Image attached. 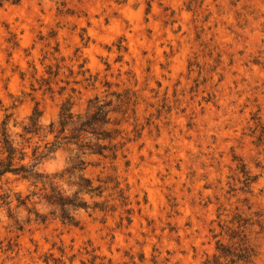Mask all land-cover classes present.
I'll return each mask as SVG.
<instances>
[{
    "label": "rangeland",
    "instance_id": "obj_1",
    "mask_svg": "<svg viewBox=\"0 0 264 264\" xmlns=\"http://www.w3.org/2000/svg\"><path fill=\"white\" fill-rule=\"evenodd\" d=\"M44 2L0 9V128L9 114V130L22 131L34 109L47 125L64 102L83 113L98 96L112 102L107 128L118 156L81 154L86 169H70L72 145L42 163V172L54 169L60 188L75 187L70 195L80 175L100 186L79 192L86 207L72 210L74 222L51 213L42 184L0 181V192L31 194L33 208L14 204L12 217L0 209L13 222V235L0 245L11 251L20 235H41L50 245L42 264H65V257L72 264L78 256L80 264H264V103L257 102L264 79L227 129L240 134L230 136L224 159L205 152L215 137L184 139L185 159L170 147L174 128L194 135L198 125L182 105L206 93L215 102L244 74L264 73V0H47L51 15L43 20ZM161 71H171V79L161 83ZM209 168L216 178L209 179ZM22 211L29 213L23 223Z\"/></svg>",
    "mask_w": 264,
    "mask_h": 264
},
{
    "label": "trees",
    "instance_id": "obj_2",
    "mask_svg": "<svg viewBox=\"0 0 264 264\" xmlns=\"http://www.w3.org/2000/svg\"><path fill=\"white\" fill-rule=\"evenodd\" d=\"M22 0H0V9L6 4L16 5ZM112 102L96 96L88 103L83 113H75L69 102H64L58 117L44 125L40 121V112L37 109L28 116V121L23 124L22 131L13 134L9 130V114H6L0 128V181L15 176L21 181L31 185L42 184L45 191L44 198L52 206V214L59 217L64 223L74 222L72 210L86 207V202L79 197V192L93 193L100 186H93L92 180L80 175L76 183L78 190L73 195H68L55 184L53 177L37 170L46 160L54 157L61 149L72 145L77 146V153L73 158L70 169L85 170V161L81 154L101 155L104 158L116 159L118 156L116 144H111L115 139L112 131L107 126L112 122L110 114L114 111ZM52 136L53 139L49 140ZM108 141L109 143H106ZM108 152V153H107ZM75 159V160H74ZM34 195V194H33ZM31 194L23 196L11 189L1 190L0 209L6 208L9 216H13L12 205L16 208L25 207L29 212L33 208ZM36 219L45 220L43 214L34 211ZM218 247L222 255L231 254L229 249Z\"/></svg>",
    "mask_w": 264,
    "mask_h": 264
},
{
    "label": "clouds",
    "instance_id": "obj_3",
    "mask_svg": "<svg viewBox=\"0 0 264 264\" xmlns=\"http://www.w3.org/2000/svg\"><path fill=\"white\" fill-rule=\"evenodd\" d=\"M51 4L45 0V2L41 5V8L38 9V12L41 15V18L44 20L48 16L51 15ZM141 9L137 8L135 12L132 13L134 16H139ZM155 13L154 11L148 13V22L152 23V17ZM191 23V22H190ZM165 40L167 39V34H165L164 40L160 41L161 46H165ZM241 50L243 47L241 46ZM19 54H14L13 60L17 61ZM247 55V53H245ZM172 72L171 71H161L159 76L161 83L164 80L171 79ZM216 76L213 75L212 79L216 82ZM258 79H264V73H258L257 70L253 69L251 73H246L243 75V81L239 84L230 85L231 91L228 95H220L217 97L214 102L211 98H209L206 93L205 99L198 100L199 103L193 104L192 102H187L182 105L184 109L185 115H192L195 120L198 121V125L195 129H193L194 135H189L185 130L181 131V127H176L173 130L175 144L170 145L173 150L176 152L177 157L180 159H185L186 156L184 154V149L180 146L181 142L184 139H191L193 141L198 140L200 137H215L216 142L210 143V147H205V152H212L216 155L217 159H224L227 151L231 149L230 144V136L231 135H239V129L236 127H232L231 133L227 131L229 126L235 121L237 117V113L241 111V109L249 106V99L252 96L251 88L256 85V81ZM218 85L219 82H216ZM11 89L15 91V80L11 83ZM258 103H264V97H260L257 101ZM213 105V109L206 108L205 104ZM222 138V139H221ZM160 141H157L159 144ZM183 153V155H181ZM161 157L164 156V153H158ZM165 161L161 159L158 164L164 163ZM45 166L43 164L37 165V170H41ZM250 167H252L250 165ZM49 174H53L54 169L48 168ZM208 172L211 173L209 175V179L216 178V173L213 172L211 168L208 169ZM257 174L258 170H257ZM223 182L226 177H219ZM63 189L70 195L73 191H75L74 186H70L68 184H62ZM14 207V204L12 205ZM38 211H44L41 205H36ZM29 213L27 211L21 212V223H23V217H27ZM12 220H10L6 210H0V241L11 238L13 232L10 230L12 226ZM33 239L39 242V245L33 243ZM50 245L45 243L40 236L35 235L34 237H30L28 235H20L18 239V246L13 250H7L3 245H0V264H42L40 257L46 251H48ZM52 252L55 253V250L52 249ZM164 258V253L161 252V259ZM65 264H68V258L65 257ZM80 259L83 257H77L75 261H72V264H80Z\"/></svg>",
    "mask_w": 264,
    "mask_h": 264
}]
</instances>
